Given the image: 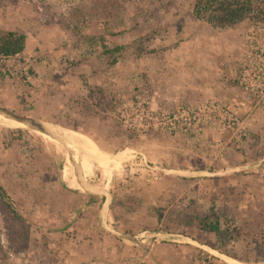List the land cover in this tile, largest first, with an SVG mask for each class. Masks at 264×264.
Here are the masks:
<instances>
[{"label": "rangeland", "instance_id": "374dc122", "mask_svg": "<svg viewBox=\"0 0 264 264\" xmlns=\"http://www.w3.org/2000/svg\"><path fill=\"white\" fill-rule=\"evenodd\" d=\"M193 3L0 0V30L26 35L19 56L0 59V109L72 145L0 114V186L28 226L13 231L0 200V264H264V106L236 80L254 23L213 28ZM79 8L93 15L82 35ZM107 25L109 46H128L112 66L85 38ZM210 102L244 128L213 116L169 132L125 117ZM77 160L105 194L80 185ZM192 168L200 182L179 179ZM211 208L222 238L189 222Z\"/></svg>", "mask_w": 264, "mask_h": 264}, {"label": "trees", "instance_id": "16d2710c", "mask_svg": "<svg viewBox=\"0 0 264 264\" xmlns=\"http://www.w3.org/2000/svg\"><path fill=\"white\" fill-rule=\"evenodd\" d=\"M192 14L195 19L204 21L213 28H233L240 25L243 21L248 20L252 23H258L264 20V0H194ZM75 24L73 32L76 35H82L81 24L87 25L92 18V14H87L86 11L79 8L72 15ZM101 18L105 13H99ZM102 18V19H103ZM108 24V21H107ZM106 25V24H105ZM118 34L113 31L111 26H106L103 34L96 36H85V38L101 48V57L107 65H114L118 62L122 53L128 46L116 45L110 47L108 38ZM146 37H141L135 41L133 45L137 51L142 50V41ZM26 35L23 32L15 30H0V59L14 58L19 56L25 49ZM0 200L5 202L6 207L15 221L13 231L19 232L23 229L25 221L21 214L17 212L11 202L6 191L0 186ZM220 219L211 208L208 215H197L189 220L190 224L195 223L199 230H204L214 233L217 237H224L225 231L220 228ZM188 222V223H189Z\"/></svg>", "mask_w": 264, "mask_h": 264}, {"label": "built area", "instance_id": "2783aa9c", "mask_svg": "<svg viewBox=\"0 0 264 264\" xmlns=\"http://www.w3.org/2000/svg\"><path fill=\"white\" fill-rule=\"evenodd\" d=\"M243 54L241 69L236 76L237 84L244 94V98L250 103L252 109L264 106V20L251 24L243 36ZM213 116H220L226 121L227 126L244 128L242 123L221 107L216 102L208 105L179 106L173 111L161 109L157 113L140 111V115L129 118L128 127H136L135 123L142 119L149 125L160 130L174 132L186 131L191 127L209 121ZM139 117V119H137Z\"/></svg>", "mask_w": 264, "mask_h": 264}, {"label": "water", "instance_id": "95a60500", "mask_svg": "<svg viewBox=\"0 0 264 264\" xmlns=\"http://www.w3.org/2000/svg\"><path fill=\"white\" fill-rule=\"evenodd\" d=\"M0 114L9 118V119H12L16 122H19L25 126H28L34 130H37L39 132H42V133H45L47 135H49L50 137H52L53 139H56L58 140L64 147H66L67 149H72V145L66 141V139H64V137L60 136L58 133H56L55 131H53L52 129L46 127L45 125H43L40 121L38 120H35V119H32V118H29V117H23V116H18V115H15L9 111H6L5 109H0ZM74 169L76 171V176H77V179L80 183V185L86 190V191H90V192H93V193H104L103 191L101 190H97L96 188L90 186L89 184H87L84 179H83V173H82V170H81V167H79V162L77 160V163L74 164ZM122 237H125V238H128V239H131L132 241H134L135 239L134 238H130L128 236H125V235H122Z\"/></svg>", "mask_w": 264, "mask_h": 264}, {"label": "crops", "instance_id": "0c3cea01", "mask_svg": "<svg viewBox=\"0 0 264 264\" xmlns=\"http://www.w3.org/2000/svg\"><path fill=\"white\" fill-rule=\"evenodd\" d=\"M196 169L198 170V168H192V171H191V174H190V176H192V177H190V178H179V179L184 180V181H186L188 179H191V181H194L195 180L197 182H200L201 180L200 181H199V179L196 180V178H199L200 177V175L198 177H196V172H194V171H196ZM101 191H103L104 193H99V194H105V191L104 190H101Z\"/></svg>", "mask_w": 264, "mask_h": 264}]
</instances>
